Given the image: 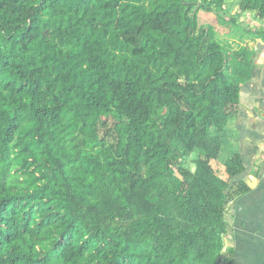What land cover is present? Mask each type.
<instances>
[{
  "label": "trees",
  "instance_id": "trees-1",
  "mask_svg": "<svg viewBox=\"0 0 264 264\" xmlns=\"http://www.w3.org/2000/svg\"><path fill=\"white\" fill-rule=\"evenodd\" d=\"M247 39L264 0H0V264H217Z\"/></svg>",
  "mask_w": 264,
  "mask_h": 264
},
{
  "label": "crops",
  "instance_id": "crops-1",
  "mask_svg": "<svg viewBox=\"0 0 264 264\" xmlns=\"http://www.w3.org/2000/svg\"><path fill=\"white\" fill-rule=\"evenodd\" d=\"M224 147L229 158L242 156L245 170L233 182L243 180L250 190L228 204L225 249L217 264H264V62L242 88L241 105L224 132ZM227 159L221 155L213 160L220 167L216 172L228 180Z\"/></svg>",
  "mask_w": 264,
  "mask_h": 264
},
{
  "label": "rangeland",
  "instance_id": "rangeland-1",
  "mask_svg": "<svg viewBox=\"0 0 264 264\" xmlns=\"http://www.w3.org/2000/svg\"><path fill=\"white\" fill-rule=\"evenodd\" d=\"M235 10H233V12H234ZM244 15L245 14H243L242 15V18L244 17ZM251 23H252V21L251 20H245L244 22H243V24L244 25H251ZM199 25L200 26H211V27H213V28H215V29H217V31H218V33H219V35L220 36H222V37H224L225 39H227L229 42L231 41H233L232 43H234L235 44V46L236 47H239V45H241L242 44V41L240 42V40L243 38V36L244 37H248V35L247 34H244V35H242V37L240 36V34L238 33V32H230V30L232 29L231 28V26H229V25H224V26H222L220 23H219V21H218V19H217V16L214 14V13H209V12H204V11H200V13H199ZM202 27H200L199 28V30L200 29H202ZM240 39V40H236V39ZM245 45L247 46V47H249V48H256V44H255V41L254 40H251V39H247L246 40V42H245ZM264 60V53H262L261 55H260V57L259 58H253V61H254V64H256V65H258V64H260V63H262V62H264L263 61ZM248 83V82H247ZM246 83V84H247ZM244 87V86H243ZM242 87V88H243ZM222 156H223V158H229L228 156H230V154H229V152H228V150L227 149H225V147L223 148V152H222ZM212 163H213V166H214V168L216 169V170H219L220 169V167H219V165H218V163L215 161V160H213L212 161Z\"/></svg>",
  "mask_w": 264,
  "mask_h": 264
},
{
  "label": "water",
  "instance_id": "water-1",
  "mask_svg": "<svg viewBox=\"0 0 264 264\" xmlns=\"http://www.w3.org/2000/svg\"><path fill=\"white\" fill-rule=\"evenodd\" d=\"M264 49V43L259 41L257 44V48H256V54H255V58H259L262 50Z\"/></svg>",
  "mask_w": 264,
  "mask_h": 264
}]
</instances>
